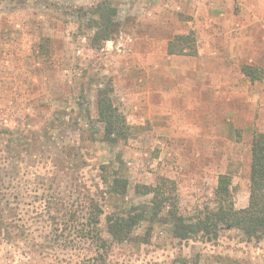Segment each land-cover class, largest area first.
<instances>
[{
    "label": "rangeland",
    "instance_id": "1",
    "mask_svg": "<svg viewBox=\"0 0 264 264\" xmlns=\"http://www.w3.org/2000/svg\"><path fill=\"white\" fill-rule=\"evenodd\" d=\"M100 1L0 0V264L83 261L84 244L51 232L52 191L95 197L106 240V218L149 206L134 188L162 178L191 221L214 209L219 175L235 209L248 204L251 140L264 134V0H109L113 38L93 49L80 9ZM104 87L131 128L116 145L101 141ZM114 176L128 181L124 197L103 195ZM171 230L165 210L148 216L132 235L149 243L113 244L106 264H264V238Z\"/></svg>",
    "mask_w": 264,
    "mask_h": 264
},
{
    "label": "trees",
    "instance_id": "2",
    "mask_svg": "<svg viewBox=\"0 0 264 264\" xmlns=\"http://www.w3.org/2000/svg\"><path fill=\"white\" fill-rule=\"evenodd\" d=\"M80 10L84 16L88 15L87 28L94 29L89 38L90 46L99 49L102 43L113 38L116 9L110 5L109 0H103L86 10ZM177 39L187 40L188 36H180ZM111 92L110 87L98 89L95 108L97 119L103 127L102 143L116 145L127 141L131 136V128L114 107ZM250 151L249 196L244 209H235L230 188L231 178L223 174L217 178L214 209L207 210L202 216L191 221L179 212V201L172 190L173 183L162 178L155 186L138 185L134 188L136 195L151 196L149 206L131 207L128 211L114 212L106 218V233L109 237V240H106L100 228L103 210L95 197H77L70 202L69 197L63 200L59 193L52 191L46 196L45 207L51 232L63 238L68 247L79 243L85 245L88 252L80 264H106L105 256L113 244L134 240L140 244H148L149 232L143 237L132 234L148 216L155 218L164 210L172 227V235L177 239L187 240L200 232L216 239L221 230H238L248 240L259 241L264 238V134L257 133L253 136ZM104 185L103 195L106 196L124 197L128 190V181L115 176L111 180L105 179Z\"/></svg>",
    "mask_w": 264,
    "mask_h": 264
}]
</instances>
